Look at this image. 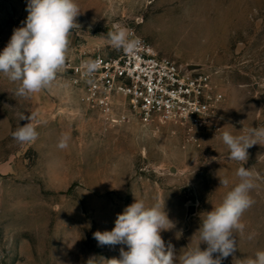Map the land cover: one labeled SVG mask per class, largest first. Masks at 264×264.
<instances>
[{
  "label": "rangeland",
  "instance_id": "1",
  "mask_svg": "<svg viewBox=\"0 0 264 264\" xmlns=\"http://www.w3.org/2000/svg\"><path fill=\"white\" fill-rule=\"evenodd\" d=\"M76 3L79 27L70 33L68 55L77 48L121 52L107 32L115 24L135 31L161 55L211 74L221 97L218 126L106 121L66 84L16 97L18 85L0 74V264H87L90 257L109 264L120 258L122 245L100 246L93 234L111 231L135 198L165 201L175 227L161 236L179 264V255L199 244L206 212L239 183L241 162L228 158L222 133L264 126V0ZM26 4L0 0V52L26 19ZM20 113L35 114V142L13 139L28 123L19 121ZM63 134L70 136L66 149L57 146ZM248 153L243 166L257 174L250 193L255 203L241 217L243 234L234 232L237 251L222 264H243L264 251V146Z\"/></svg>",
  "mask_w": 264,
  "mask_h": 264
},
{
  "label": "clouds",
  "instance_id": "2",
  "mask_svg": "<svg viewBox=\"0 0 264 264\" xmlns=\"http://www.w3.org/2000/svg\"><path fill=\"white\" fill-rule=\"evenodd\" d=\"M25 10L28 13L26 19L20 27L13 29L10 40L0 52V74L18 85L14 96L28 98L50 87L65 68L69 36L74 28L79 27L76 18L81 11L76 0H27ZM132 36L131 30L115 24L107 32L106 39L114 50L131 55L141 44L138 37ZM81 67L84 77L91 78L99 65L89 59L82 61ZM18 118L28 123L12 133L13 139L21 144L35 142L39 136L33 123L35 114L20 113ZM69 139L68 134H63L57 146L66 149ZM221 139L229 149L228 158L241 162L236 172L239 183L226 194L219 206L206 212L197 231L199 244L180 254L179 264H222L223 260L234 255L237 251L234 232L243 234L245 225L241 217L255 203L250 193L256 187L257 174L243 165L249 159V148L257 144L264 146V126H243L239 135L224 131ZM220 183L227 185L229 182L220 179ZM114 223L111 231L93 234L100 246L122 245L120 258L109 260V264H177L174 246L171 242L166 244L161 236V232L175 227L165 211V201L157 199L153 204H146L144 200L135 198L122 213L117 214ZM254 235L248 238L252 239ZM201 243H205L207 248L201 250ZM95 260L96 257H90L87 264H95ZM243 264H264V251H257Z\"/></svg>",
  "mask_w": 264,
  "mask_h": 264
},
{
  "label": "built area",
  "instance_id": "3",
  "mask_svg": "<svg viewBox=\"0 0 264 264\" xmlns=\"http://www.w3.org/2000/svg\"><path fill=\"white\" fill-rule=\"evenodd\" d=\"M131 33L141 41L134 54L77 48L54 82L71 87L83 104L96 108L106 121L136 117L145 124L158 120L217 127L221 97L211 74L161 55L146 39ZM89 59L99 67L86 78L81 62Z\"/></svg>",
  "mask_w": 264,
  "mask_h": 264
},
{
  "label": "water",
  "instance_id": "4",
  "mask_svg": "<svg viewBox=\"0 0 264 264\" xmlns=\"http://www.w3.org/2000/svg\"><path fill=\"white\" fill-rule=\"evenodd\" d=\"M189 68H190V69H199V67H197V66H190ZM195 211H196V208H195L194 205H192V206L189 208V215L194 214Z\"/></svg>",
  "mask_w": 264,
  "mask_h": 264
}]
</instances>
